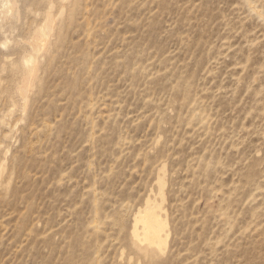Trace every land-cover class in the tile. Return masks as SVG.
<instances>
[{"label":"rangeland","instance_id":"374dc122","mask_svg":"<svg viewBox=\"0 0 264 264\" xmlns=\"http://www.w3.org/2000/svg\"><path fill=\"white\" fill-rule=\"evenodd\" d=\"M0 21V264H264V0Z\"/></svg>","mask_w":264,"mask_h":264},{"label":"bare ground","instance_id":"6f19581e","mask_svg":"<svg viewBox=\"0 0 264 264\" xmlns=\"http://www.w3.org/2000/svg\"><path fill=\"white\" fill-rule=\"evenodd\" d=\"M3 3H4V2H3ZM6 5H7V4H6V3H4V4H3V7H5ZM1 6H2V4H1ZM7 12H8V11H7ZM0 22H1V21H0ZM0 26H1V25H0ZM0 28H1V27H0Z\"/></svg>","mask_w":264,"mask_h":264}]
</instances>
